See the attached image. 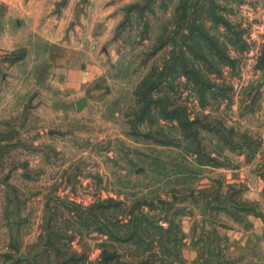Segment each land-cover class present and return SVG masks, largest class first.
I'll return each mask as SVG.
<instances>
[{"label":"rangeland","instance_id":"374dc122","mask_svg":"<svg viewBox=\"0 0 264 264\" xmlns=\"http://www.w3.org/2000/svg\"><path fill=\"white\" fill-rule=\"evenodd\" d=\"M0 264H264V0H0Z\"/></svg>","mask_w":264,"mask_h":264}]
</instances>
